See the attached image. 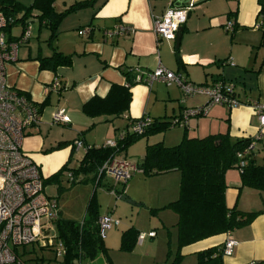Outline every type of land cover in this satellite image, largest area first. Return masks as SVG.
Wrapping results in <instances>:
<instances>
[{"label":"crops","instance_id":"1","mask_svg":"<svg viewBox=\"0 0 264 264\" xmlns=\"http://www.w3.org/2000/svg\"><path fill=\"white\" fill-rule=\"evenodd\" d=\"M80 1L85 0H55L53 8L62 13ZM174 4L191 6L178 45L180 66L176 61L175 41L158 42L153 31L154 18ZM258 9L257 0H91L62 17L57 25V35L50 41L51 30L41 25L36 11H31L30 18L40 24L37 32L40 41L35 47L28 45L30 28V38L21 45L28 48L21 53L18 50L16 61L5 66L6 81L10 86L27 93L38 106L46 99L48 101L40 111L38 124L27 129L23 150L38 164L44 179L68 162L67 170L59 176L62 179L71 169L73 160L79 165L87 147L115 142L128 124V118L152 120L165 116L171 120L185 109L207 102L205 95L183 99L181 89L174 82L153 81L148 85L142 81L131 87V101L123 115H86L82 105L91 97L103 98L111 84L126 83L123 71L129 72L133 80L140 71L144 79L148 72L162 66L201 85L238 77L244 81V87L236 90L242 103L250 99L264 102V54H259L260 57L256 54L253 61L251 58V48L259 44L264 32V18L258 16ZM228 22L233 24L230 33L224 28ZM121 25L131 26L133 32L126 35L108 33ZM82 28H88V32L80 33ZM54 50L71 55V65L58 67L55 71L40 69L39 59L51 56ZM194 69L201 71V78L193 76ZM54 80L61 84V89L51 88ZM61 107L69 122L53 124L52 115ZM119 119L124 122L121 128L117 123ZM225 131L232 139L252 137L257 131L253 109L246 103L233 108L213 105L205 115L190 117L186 130L191 137ZM156 134L152 137L154 141L147 142L145 147L160 141L173 146L183 137L180 130ZM76 140L82 141V148L74 147ZM252 153L257 164H264V140L255 143ZM140 154L139 162L144 153ZM59 178L49 181L56 183ZM225 182L227 207L259 213L250 223L231 231L235 246L231 255L222 258V264H264V191L242 187L240 171L235 168L226 171ZM179 184L178 171L146 177L139 170L125 183L124 195L151 213L158 211L160 217L168 215L174 226L177 215L166 213L164 209L178 199ZM151 231L156 237V231L150 229L148 232ZM226 236L225 233L215 235L182 248L183 262L196 264V252L222 245Z\"/></svg>","mask_w":264,"mask_h":264},{"label":"trees","instance_id":"2","mask_svg":"<svg viewBox=\"0 0 264 264\" xmlns=\"http://www.w3.org/2000/svg\"><path fill=\"white\" fill-rule=\"evenodd\" d=\"M54 1L31 0L29 6H24L17 0H0V10L5 15L12 16L15 21L23 20L31 11H36L39 22L43 23L41 25L51 30L50 41L57 35V25L61 18L71 10L85 6L91 0L76 2L62 13L54 10ZM257 4L259 7L257 14L264 18V0H257ZM19 10L24 11L21 17L14 14ZM261 42H264V32H262ZM178 51V47L175 48L176 61L180 66L181 60ZM39 61L40 69L55 71L58 67L71 65L72 56L54 50L51 56L40 58ZM123 73L126 77L124 85L111 84L106 96L103 98L93 96L82 105V111L86 115L90 117L102 115L119 117L128 111L131 101L130 89L138 81L133 80L129 72L123 71ZM217 81L224 82L223 79ZM249 102L250 100H247L243 103L249 104ZM47 103L46 99L39 105V111ZM137 120L139 119L128 118V124L122 131V138L117 137L116 148L104 145L87 148L78 167L73 170L71 175L92 173L91 180L95 186H98L103 177L98 176V171L107 159L117 152L125 150L130 143L140 137L161 133L172 126V119L153 118L148 120V124L141 134L126 132L128 125ZM184 129L186 130V128ZM251 142V137L232 139L225 131L202 137H191L184 133L181 141L173 146H166L161 141L146 145L144 155L138 164V168L144 176H155L171 171L180 173L178 199L167 206L177 215L175 223L176 248L169 264H183L182 248L215 235L231 233L233 229L250 223L259 213L241 212L235 207H227L225 202L227 189L225 173L232 168L240 171L242 187L264 191V164L256 163L252 153L254 148L250 149ZM246 149L248 150L247 154L238 158V152L242 153ZM240 161L244 162L243 167H239ZM67 163L63 164L49 178L44 179V185L49 180H58L59 176L67 170ZM124 186L125 184H121V190L115 191V193L120 196L124 195ZM115 187L116 185L113 184L112 189ZM99 216L92 197L86 207L85 216L80 222L60 217L56 223V229L59 238L62 239L66 247L62 264H81L85 260H94L99 253H102L109 264H112L107 254V248L98 235L97 219ZM139 233L133 226L123 230L120 235L119 249L131 250L137 242ZM222 249L223 244L196 252V264H222L224 257Z\"/></svg>","mask_w":264,"mask_h":264},{"label":"built area","instance_id":"3","mask_svg":"<svg viewBox=\"0 0 264 264\" xmlns=\"http://www.w3.org/2000/svg\"><path fill=\"white\" fill-rule=\"evenodd\" d=\"M190 9L189 5L174 4L168 7L161 16L155 17L153 31L156 40L158 42L161 40L175 41L176 34L185 23ZM15 23L12 16H7L0 10V264H26L22 257V248L31 244H36L39 248L50 249L56 258L63 261L66 247L56 229V223L60 219L57 199L44 193V178L40 168L22 147L27 129L38 124L40 120L39 106L31 100L28 94L10 86L6 81V64L16 61L18 48L30 38L28 23L21 36L17 38L11 36L9 29ZM224 28L231 32L233 24L228 22ZM87 32L88 28L80 30L82 34ZM132 32L131 26L121 25L108 33L126 35ZM135 80L144 81L148 85H151L153 81H162L166 84L174 82L181 89L183 96L202 94L207 97L204 105L185 109L180 116L173 118L172 126L187 129L190 117L205 115L213 105L233 108L243 104L235 95L231 84L216 81L211 85H195L162 66L148 72L144 79L139 71ZM60 87L61 84L57 80L51 84L53 90ZM248 105L253 109L257 119V131L251 137L250 144V149H253L257 141L264 140V102L250 100ZM148 120L147 117L139 118L128 125L126 132L141 134ZM68 122L69 118L64 108H58L53 113V124L65 125ZM122 136L123 132L118 138ZM116 142L107 141L104 146L116 148ZM74 147L82 148V141H74ZM247 152V149L242 153L238 152V158ZM243 165L244 162L240 161L239 167ZM136 171H139L137 164L113 155L101 165L98 176L112 179L115 185L125 184ZM119 223L118 220L112 218L111 214L99 216L97 219L99 237L102 240L105 239L106 232L113 226H118ZM226 235L222 249L223 256L231 255L235 246L230 233ZM154 236L153 231L140 232L137 236V243H142L146 237Z\"/></svg>","mask_w":264,"mask_h":264},{"label":"rangeland","instance_id":"4","mask_svg":"<svg viewBox=\"0 0 264 264\" xmlns=\"http://www.w3.org/2000/svg\"><path fill=\"white\" fill-rule=\"evenodd\" d=\"M17 1L24 6H29L31 3V0ZM14 14L21 17L24 11L19 10L14 12ZM30 19L34 21L30 22ZM27 23L29 32L31 28V39L28 45L35 47V44L40 41L39 35L37 34L40 24L36 19L30 18L29 14L24 20H17L16 23L10 27L9 34L15 37L21 36ZM228 32L230 33V31ZM24 47L26 46H20L18 48L20 53L28 48ZM251 51V58L253 61L256 54L258 56L259 54H264V42L260 40L259 44H255L254 47L251 48ZM193 76L195 78H201V71L194 69ZM224 82L226 84H231L235 93L236 90L240 91V88L244 87V81L238 77L228 81L224 80ZM198 83L199 82H195L193 84L201 85ZM203 96L204 95L201 94H195L194 96L185 97L182 94L183 99ZM250 100L256 101L254 99ZM175 108H177V105ZM161 115H164V112H162ZM162 117L167 118L165 116ZM117 123L120 125V128L124 126V122L121 119H119ZM167 130L168 132L170 130H180L182 134L186 133L188 136L190 135L186 132L187 129L185 130L180 126L168 128L165 131ZM156 135L157 134H148L147 136H142L130 143L125 150L119 153L117 152L115 155L121 159L124 158L131 163L137 164L140 158L139 155H141L140 153H144L145 151V144L154 141L152 137ZM175 143L177 144V142ZM70 165L71 169H69L64 178H59V181L56 183L47 181L44 185V193L47 196L57 198L58 207L61 211V218L80 222L85 216V210L90 198L93 197L99 215L111 214L112 218L120 222L119 226H113L108 230L105 239H103V243L107 248V254L112 264L170 263L176 248V227L175 225L173 226V222H170L171 220L168 215H162V217H160L158 211L154 214L144 207L132 205L121 200L120 195L115 193V191L121 190V184H116V187L112 189L114 182L110 178L103 176L101 178V184L95 186V183L91 180L93 176L92 173H74V175H71L73 170L77 168L78 163L73 160ZM112 190L114 192H112ZM164 210L166 213L174 212L169 208ZM130 226H133L138 231H144L145 233H148L150 229H154V231H156V237H146L142 243L136 242L129 251L121 250L119 249L121 232ZM22 257L26 264H62V260L56 258L50 249L39 248L36 244L23 247ZM81 264H109V262L102 253H99L94 260H85ZM183 264H188V262L184 261Z\"/></svg>","mask_w":264,"mask_h":264},{"label":"water","instance_id":"5","mask_svg":"<svg viewBox=\"0 0 264 264\" xmlns=\"http://www.w3.org/2000/svg\"><path fill=\"white\" fill-rule=\"evenodd\" d=\"M181 32H182V28H180L176 34V38H175V47L177 48L178 45H179V41H180V36H181ZM120 199L129 203V204H132V205H138L136 204L134 201H132L129 197L125 196V195H122L120 196Z\"/></svg>","mask_w":264,"mask_h":264}]
</instances>
